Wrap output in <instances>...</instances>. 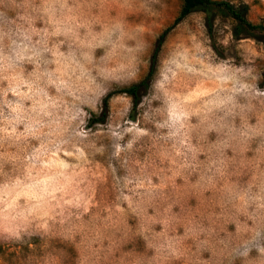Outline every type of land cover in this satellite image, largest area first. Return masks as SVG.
I'll return each instance as SVG.
<instances>
[{"label": "rangeland", "instance_id": "374dc122", "mask_svg": "<svg viewBox=\"0 0 264 264\" xmlns=\"http://www.w3.org/2000/svg\"><path fill=\"white\" fill-rule=\"evenodd\" d=\"M181 4L0 0V264H264V45Z\"/></svg>", "mask_w": 264, "mask_h": 264}, {"label": "trees", "instance_id": "16d2710c", "mask_svg": "<svg viewBox=\"0 0 264 264\" xmlns=\"http://www.w3.org/2000/svg\"><path fill=\"white\" fill-rule=\"evenodd\" d=\"M249 10L250 5L246 2L236 4L229 0H182L175 23L182 21L194 11H201L205 14V24L208 31L212 32L219 17H229L233 21L232 32L235 38L252 37L264 45V22L255 23L251 21L248 16ZM166 34L167 31L162 33L158 38L152 56L150 70L147 75L140 81L117 90V92L126 93L130 96L135 108L141 103L144 94L148 91L154 80L159 53L165 41ZM114 93L116 92H110L103 99L101 111L99 113H93L90 118L92 123H104L107 121L110 114V99Z\"/></svg>", "mask_w": 264, "mask_h": 264}]
</instances>
